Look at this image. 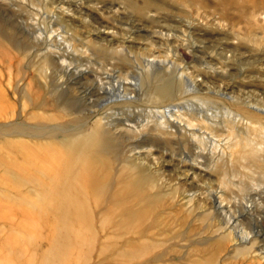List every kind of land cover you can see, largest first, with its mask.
<instances>
[{
    "label": "rangeland",
    "instance_id": "1",
    "mask_svg": "<svg viewBox=\"0 0 264 264\" xmlns=\"http://www.w3.org/2000/svg\"><path fill=\"white\" fill-rule=\"evenodd\" d=\"M130 1L0 0V264H264L216 242L236 221L264 257V0ZM158 80L172 86L163 102L151 98ZM120 85L129 101H114ZM170 106V136L122 131L145 132ZM78 124L107 133L109 150L95 154L110 187H82L85 217L70 224L81 238L53 254L60 218L37 202L39 185L81 161L59 143ZM48 127L55 136L18 134ZM127 163L158 206L131 224L141 234L116 225L121 206L144 208L114 199Z\"/></svg>",
    "mask_w": 264,
    "mask_h": 264
},
{
    "label": "bare ground",
    "instance_id": "2",
    "mask_svg": "<svg viewBox=\"0 0 264 264\" xmlns=\"http://www.w3.org/2000/svg\"><path fill=\"white\" fill-rule=\"evenodd\" d=\"M127 3L131 5L130 0H128ZM154 64L155 63L153 61L152 62L148 61V63H146V65L148 66V72H150L152 70V66H154ZM131 78H133V77H131ZM154 79L157 80L156 77L152 78V80H154ZM158 82H159V80H158ZM115 85H116V83H115ZM120 87H121V85L117 88V94L115 95V100L114 99L113 100L116 102H118V101H129L131 98L127 97L126 94H124V92L122 91V89ZM171 87L172 86L167 81L162 82V83H160V82L157 83L154 87V90H152V92H151L152 93L151 98L158 101V102H163V101L169 99L171 96V93H172ZM99 93H101V92H99ZM103 100L105 101L106 99H103ZM235 103L237 104V102H235ZM238 106L240 108V105H238ZM65 107H66L65 105H62V108L65 109V112H67ZM171 108H173V106L164 108L162 111H157L158 113H156V115L154 116L155 118L152 116L153 119H152V121H150L152 123V125L148 121H146V124L144 123L143 125H141V128H143V127L146 128L145 132H142L141 130L136 131L138 126H135L134 128L131 126H125L124 130L122 128V131L137 132L139 136H144L142 133H145V134L147 133L145 136H147V135L154 136L157 139H160V138H158V136L161 137V135L170 136L171 134H173L175 132L171 126L172 124H170V119L173 120L171 118V113L173 111V110H171ZM226 112H227V114L232 113V111H229V110H226ZM167 114H168V116H166ZM172 115H173V113H172ZM233 115H235V114H233ZM178 118H179V116H178ZM177 120H176V122H177ZM179 120L181 121V117ZM11 123H13V122H11ZM249 123H251V125L253 124L251 122V120ZM247 124H248V122H247ZM180 125H181V122H180ZM49 129L50 130L47 131L46 133H40L37 130L35 132V130L27 131L26 129H22V131H19L18 134H21V135L27 136V137H31V138H50V137L55 136L54 132H55L56 128L52 127ZM62 131H63V137L61 139H59V143L62 146H65L66 148H68V150L70 152H72V154L75 152L76 158H79V160H81V161H78L77 164L75 162L74 163L70 162V164H68V166L63 167L62 170L60 171V175L58 176V180H60V181H58L57 183L55 182L54 186L51 189H49L48 187L44 188L43 186L39 185L41 189H40V191H38L39 195H38V201L37 202L40 201V203L44 204V206H41V208L45 212H50V213H52L53 217H59L60 218L59 227L55 228L51 232V234H52L51 238H52L53 242H56L55 248L52 249L53 254L58 253V252L63 253L64 250L67 249L68 246H70L69 242H70V240L72 241L70 236H71V234H73V232L70 228L71 222L76 221V220L78 221L79 218L80 219L82 218V216L85 217L84 216L85 211L80 207L81 206L80 204L83 201V198H81L82 197L81 191L83 190L82 187L86 186L88 188H91L92 190H98V192L100 191V193L104 192L107 188L110 187L108 184L109 180H108V178H106V175L104 174L106 163H102V161H103L102 158L97 157L96 156L97 153L95 154V152H97V151L101 152L104 150L107 152V150H109V148L107 147L109 145V140H108L109 137L107 136V133L105 131H99L98 129H96L94 131H92V130L85 131L84 129L82 130V125H79V124L76 127H73L72 131H67V130H62ZM152 131H156L157 133L152 134L151 133ZM72 132H75L74 135L71 134ZM15 133H17V132H15ZM195 138H194V140L197 139V138L196 139ZM234 141H235L236 146L237 145L239 146L242 144L241 138H239V137ZM248 142H251V140ZM252 143L253 142H251L250 144H252ZM250 144L247 142H246V144H244V147H243L244 150L242 153H245L247 149L251 150V148L249 146ZM92 146L95 149L91 150ZM215 147H217V146H215ZM96 149H97V151H96ZM136 149L140 150V149H142V147H138V146L136 148L133 147L131 149V151L135 152ZM230 149H231V147H230ZM56 153H58V152H56ZM140 154H142V153L139 151L138 155H140ZM195 163L197 165H201V163H199V162H195ZM193 165H195V164H193ZM127 169L131 173L125 172V175H126L125 179L123 176L124 174L122 173V175L120 177L119 187L116 189L117 195L114 197V199H116V198H122V199L131 198L133 200H136L137 203H143L144 208L137 209V210H130L128 208L124 209L125 206H121L122 210L119 213L120 218H119V221L116 222V225L119 228H125L127 231L133 230L132 233L141 234V232L139 231V227L133 228V225H131V224L133 222H136L137 219L142 218L149 211H151L153 209L154 210L158 209L157 208L158 206L154 203L149 204V201L147 204H145L143 202V199H144L143 197L146 194V191L148 189L147 188L148 179L144 175V171L142 170V168L140 166H137L135 163H127ZM13 178L19 179L15 174L13 175ZM26 182L29 183V181H27V180H26ZM149 185H151V184H149ZM33 193H35V192H33ZM54 194L56 195V197L53 198L52 195H54ZM35 196H37V192L35 193ZM26 197H27V195H26ZM156 202H157V200H156ZM219 206H220V204H219ZM232 219H234V218H232ZM238 224L239 223L236 221L234 223L232 221L231 222L227 221V223H225V225H226L225 227H218L217 228L216 231L217 232L220 231V233L218 235H216L217 236L216 239L218 240L216 242H220V243H217V247L219 248L218 251H220L221 243L224 240L229 239L230 241L233 242V244L231 246L233 248L232 252H235L238 254L251 253V255L256 256V257H260V259L264 258L261 255L262 252L258 248H257L258 249L257 250L256 248H253V246H248L249 238L252 239L253 235H250V232H246L244 229L243 230L242 229L237 230L236 227ZM253 225H254V227L259 228L257 232L261 231V226H260L261 225V219L254 218L253 219ZM73 235H74L76 241H79V239L81 238V236H79V234H73ZM231 235H232V237H231ZM254 237H256V236H254ZM128 242L130 243L131 241L129 240ZM149 248H151V246L146 245L144 247L145 250H148ZM200 251L203 253H207L208 248L207 249L203 248ZM216 251L217 250H215V252ZM164 252H166V250H164L160 254H164ZM214 255H216V253Z\"/></svg>",
    "mask_w": 264,
    "mask_h": 264
}]
</instances>
